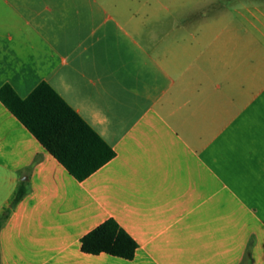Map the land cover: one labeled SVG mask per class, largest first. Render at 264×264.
Instances as JSON below:
<instances>
[{"label": "crops", "instance_id": "obj_1", "mask_svg": "<svg viewBox=\"0 0 264 264\" xmlns=\"http://www.w3.org/2000/svg\"><path fill=\"white\" fill-rule=\"evenodd\" d=\"M41 82L115 156L78 181L0 102V264H264V0H0V88ZM110 218L132 260L81 251Z\"/></svg>", "mask_w": 264, "mask_h": 264}, {"label": "trees", "instance_id": "obj_2", "mask_svg": "<svg viewBox=\"0 0 264 264\" xmlns=\"http://www.w3.org/2000/svg\"><path fill=\"white\" fill-rule=\"evenodd\" d=\"M0 102L78 181L115 156L112 148L45 82L24 99L5 85L0 88ZM25 194L20 187L0 217V227ZM80 243L83 253H104L125 260H132L137 249L135 240L112 218L84 235Z\"/></svg>", "mask_w": 264, "mask_h": 264}]
</instances>
